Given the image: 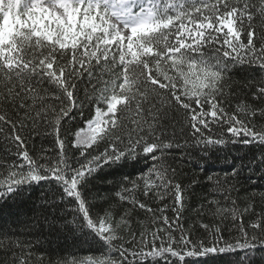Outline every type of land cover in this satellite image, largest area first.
<instances>
[{
  "label": "snow or ice",
  "instance_id": "obj_1",
  "mask_svg": "<svg viewBox=\"0 0 264 264\" xmlns=\"http://www.w3.org/2000/svg\"><path fill=\"white\" fill-rule=\"evenodd\" d=\"M249 68L256 75L243 87L253 91L241 95L228 73ZM0 137V213L47 182L73 206V219L42 214L39 228L74 225L99 245L100 255L49 264H129V256L135 264H200L238 251L245 256L229 264H256L257 251L264 264V193L259 205L253 195L232 198L245 168L264 177V0H0ZM34 137L52 147L30 148ZM234 144L251 156L229 162L225 154L227 170L207 176L215 191L185 227V197L198 181L178 179L171 153L196 150L207 169ZM141 161L134 178L107 181L109 192L89 187L104 169ZM148 199H170L173 217L168 204L154 209ZM136 209L146 215L138 233ZM229 227L233 242L223 236ZM201 230L211 243L193 241ZM31 243L0 225V264H32Z\"/></svg>",
  "mask_w": 264,
  "mask_h": 264
},
{
  "label": "trees",
  "instance_id": "obj_2",
  "mask_svg": "<svg viewBox=\"0 0 264 264\" xmlns=\"http://www.w3.org/2000/svg\"><path fill=\"white\" fill-rule=\"evenodd\" d=\"M256 75L251 68L247 71H238L237 69H232L228 73L229 83L233 88H236L237 91L241 92V95L248 93L250 95L253 89L244 88V83L247 80H252ZM85 87H90L87 83V77L84 78V83L81 84L80 95L83 96V90ZM228 89L226 88L225 91ZM89 117V113L85 110L83 116L79 113L76 114V126L84 127L83 121L85 118ZM172 130L169 129V132ZM215 131V129H213ZM48 140H51L52 137H48ZM2 140V137H0ZM177 142L183 144L184 137L180 135L179 130L177 129ZM36 150H39L41 146L44 148H51L52 145L44 142L43 137H34V139L29 141V147H33ZM2 147V145H0ZM256 150V149H253ZM186 152H190L191 155H186ZM225 154H227V159L229 162L233 160V157L240 158L244 157L245 163L247 158L251 156V151L249 148L244 147L240 144L229 145L226 149V153H220V159L216 160L213 158V162L210 167L207 169L204 168V162L199 159L202 153H199L196 150L191 148L189 149H180L174 150L171 153L170 158L167 161V164L171 168L176 169L178 173V179L183 182L185 186L192 185V181H198V185H192L189 188L190 196H186L187 204L185 205V210L182 214V222H185V227L188 224H191L193 219H196L197 210L200 209V205L205 203L204 197L210 192L215 191L213 183L208 181L207 176L212 175L214 178L217 174L223 177L224 172L228 168V164L225 163ZM0 155H5L0 152ZM145 162L141 161V164H135V162H128L124 166L113 167L111 169H104L108 174L105 176H97L96 179L89 185L93 192H99L101 195L109 192L111 190V185L107 181H118L124 175H133L135 177L136 170L143 167ZM237 165H239V159L236 160ZM236 184L237 192L232 193V198L240 197L241 200L246 199L249 195H253L257 205L261 203L260 196L264 193V177L261 176L260 172L250 173L247 168L241 173L237 181H232ZM93 185H95L93 187ZM209 199L212 197L209 196ZM217 199H222V197L217 196ZM26 203L17 202L13 204L12 201H9V204H12V208L9 209L5 207L3 212L0 213V225H4L5 230L9 233H15L20 239L25 241H31V252L34 256L32 264H49V261L55 262L67 256L69 258L72 255H86V254H95L100 255L99 245L93 241V237L88 234L87 230L83 232L73 231L72 227L74 225H69L68 228L64 230L52 231L46 225L41 229L37 225L36 217H41L42 214H47L49 218H53V215L56 218L64 217L66 220L71 221L73 219L72 215V205L63 204L59 201V195L55 191L54 185H49L47 182L40 185H34L33 189H29L25 196L21 198ZM55 201L60 206L57 208L55 205H50L49 202ZM4 202L0 201V205ZM148 203L151 207L161 208L164 204L169 205L167 215L172 218L173 213L171 210L172 201L170 199H165L162 203L160 200H151L148 199ZM242 206V205H241ZM20 208L19 214L17 213V208ZM125 207H130L125 205ZM45 209L47 210L45 213ZM257 211H260V208L257 207ZM205 217L204 222L208 223L211 219L208 214L207 208L204 210ZM103 215V213H101ZM119 219V217H117ZM146 220V215L144 210L136 209L132 214V231L140 232L143 230L140 223L141 221ZM63 223L62 220L58 219V224ZM127 229H124L120 235H123L124 240L127 241L131 237L127 234ZM29 233H32L29 235ZM224 239L233 242V237L238 236L234 230L230 227L223 232ZM193 241L200 239H206L208 243L212 242L211 237H205L201 231H193L192 233ZM139 239V236H137ZM125 247L128 245L125 243ZM118 254H113L115 257ZM4 256V252L0 251V257ZM245 256L243 251H238L236 253H230L224 257H218L215 261H201L200 264H229V261H239ZM253 260L256 261V264H260V252L257 251L253 255ZM129 264H135V258L129 256ZM195 264V262H194Z\"/></svg>",
  "mask_w": 264,
  "mask_h": 264
}]
</instances>
